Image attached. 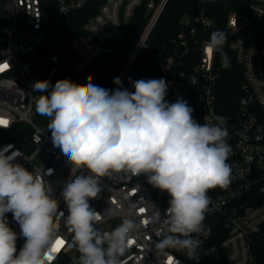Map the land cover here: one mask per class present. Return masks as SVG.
<instances>
[{
	"label": "built area",
	"instance_id": "2783aa9c",
	"mask_svg": "<svg viewBox=\"0 0 264 264\" xmlns=\"http://www.w3.org/2000/svg\"><path fill=\"white\" fill-rule=\"evenodd\" d=\"M51 1L52 9L43 0H0V121L6 122L0 129L18 123L27 129L19 140L0 141V152L29 171L51 170L44 178L66 218L62 189L72 165L53 146L51 132L35 120L41 93L33 91V83L42 80L53 59L82 83H88L89 76L94 81L106 79L109 90L118 87L115 78L129 91H134L132 82L138 79L164 78L168 84L165 99L169 103L178 98L187 101L198 123L215 124L217 116L227 118V143L232 149L227 161L232 170L230 183L209 190L212 203L204 230L193 234L202 243L192 257L155 247L167 235L162 221L169 196L149 185L143 174L121 172L102 178L98 198L89 201L101 215L96 226L110 232L124 219L139 225L120 257L121 264H222L218 247L227 264H264V256L259 254L264 251V0H247L244 12L230 10L221 26L203 8L184 13L168 39L145 53L142 49L169 0ZM77 11L84 15L79 29L62 42L55 22ZM133 21L144 25L129 51L114 68H102L104 57L114 50V41L127 35ZM217 30L226 33V43L209 52L207 42ZM224 54L230 58L229 65L240 67L239 90L245 101L229 113L217 108V83L226 68L219 59ZM84 174L86 170H78L72 178ZM106 209L114 214L107 215ZM157 213L161 214L159 222ZM6 217L18 234L19 249L24 242L20 227L12 213ZM54 222L56 239L64 243L56 251L49 249L51 264H77L78 253L70 246L73 234L59 214ZM214 231L220 234L218 240L213 239Z\"/></svg>",
	"mask_w": 264,
	"mask_h": 264
},
{
	"label": "clouds",
	"instance_id": "9594fccd",
	"mask_svg": "<svg viewBox=\"0 0 264 264\" xmlns=\"http://www.w3.org/2000/svg\"><path fill=\"white\" fill-rule=\"evenodd\" d=\"M226 40V33L214 31L207 49L218 50ZM223 60L227 67L226 55ZM88 80L77 84L60 79L54 85L41 80L32 85L41 93L35 110L50 118L53 146L72 165L62 189L68 215L65 218L59 210L44 178L51 170L29 171L0 152V264H51L49 249L57 241L58 214L73 234L70 246L78 253L77 264H121L139 225L124 219L103 232L96 226L101 215L89 203L98 198L102 178L121 172L143 174L149 185L169 196L162 221L167 235L155 247L194 256L202 242L193 234L204 230L212 203L208 192L230 183L227 118L198 123L187 101L165 99L164 78L138 79L132 82L134 91L122 88L119 78L113 81L118 85L115 90L99 86L92 76ZM78 170L87 174L72 178ZM105 212L114 214L111 209ZM6 213H12L24 238L19 249L18 234L9 227ZM160 216L156 214L157 222Z\"/></svg>",
	"mask_w": 264,
	"mask_h": 264
},
{
	"label": "trees",
	"instance_id": "16d2710c",
	"mask_svg": "<svg viewBox=\"0 0 264 264\" xmlns=\"http://www.w3.org/2000/svg\"><path fill=\"white\" fill-rule=\"evenodd\" d=\"M43 1H47L49 7L51 9L53 8L51 0ZM246 2L247 0H169L156 25L152 28L142 52L145 53L150 49H155L161 43L165 42L175 29L179 17L184 13H194L198 9L203 8L205 13L221 26L230 10L244 12ZM83 18V12L77 11L57 19L55 25L58 24V38L62 42H65L69 33L79 29L80 22ZM143 25L144 23L142 21H133L127 29V35L120 40L114 41V50L104 57L105 60L102 64V68H114V65L123 59L136 40ZM60 79H70L77 84H85L75 80L67 66L61 65L58 60L53 59L48 72L43 76L42 80H47L54 85L56 81ZM240 79V67L235 63H231L228 67L222 69L217 83V108L221 112H232L241 103L242 94L239 90ZM94 82L107 89L108 81L106 79L96 80ZM35 120L48 130V124L50 122L49 117L42 119L40 114L36 112ZM48 131L51 132L50 130ZM26 132L27 129L20 123L7 130L0 129V141H9V139L19 140ZM219 237L220 234L214 231L213 239L218 240ZM259 254L260 256H264V251L260 250ZM186 264L194 263L189 262Z\"/></svg>",
	"mask_w": 264,
	"mask_h": 264
},
{
	"label": "snow or ice",
	"instance_id": "6c2138e0",
	"mask_svg": "<svg viewBox=\"0 0 264 264\" xmlns=\"http://www.w3.org/2000/svg\"><path fill=\"white\" fill-rule=\"evenodd\" d=\"M209 52H211V49H209ZM2 67L6 68L7 65H4ZM0 70H2V68H0ZM2 123H6V122L5 121H0V124H2ZM141 211H143V210H141ZM63 243H64L63 240L57 239L56 243L52 247V251H56L57 250V246L58 245H62Z\"/></svg>",
	"mask_w": 264,
	"mask_h": 264
},
{
	"label": "rangeland",
	"instance_id": "374dc122",
	"mask_svg": "<svg viewBox=\"0 0 264 264\" xmlns=\"http://www.w3.org/2000/svg\"><path fill=\"white\" fill-rule=\"evenodd\" d=\"M224 56H225V54L222 55L221 58L219 59V64H220L222 67H225V66H224V60H223V57H224ZM229 63H230V58L227 56V64L229 65ZM40 117H41L42 119H46V118H48V117H46V116H42V115H40Z\"/></svg>",
	"mask_w": 264,
	"mask_h": 264
},
{
	"label": "water",
	"instance_id": "95a60500",
	"mask_svg": "<svg viewBox=\"0 0 264 264\" xmlns=\"http://www.w3.org/2000/svg\"><path fill=\"white\" fill-rule=\"evenodd\" d=\"M22 146L25 147V144L22 143ZM217 251H218L219 257H220V259L222 261V264H227L226 259H225V256H224L222 250L218 247L217 248Z\"/></svg>",
	"mask_w": 264,
	"mask_h": 264
}]
</instances>
